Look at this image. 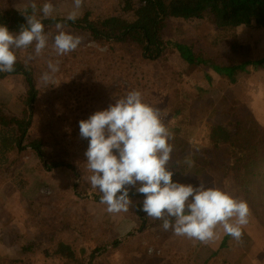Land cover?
<instances>
[{
  "label": "rangeland",
  "instance_id": "1",
  "mask_svg": "<svg viewBox=\"0 0 264 264\" xmlns=\"http://www.w3.org/2000/svg\"><path fill=\"white\" fill-rule=\"evenodd\" d=\"M33 1L38 7H42L49 0H0V11L9 8H24ZM121 0H84L83 7L76 22L79 24L85 19L94 17H109L117 9ZM55 6L53 16L67 17L72 10L73 0H51ZM167 28V29H166ZM165 40H173L179 43L189 44L194 53L206 60H212L220 66L239 65L246 61L258 60L264 57V29L254 28L251 32L245 29L227 33L231 35L230 41L237 43L235 49L229 48V41L219 38V30L215 27L213 16L209 15L200 19H170L166 23ZM75 36L82 38L81 45L73 52L57 56L54 50V37L58 34L57 28L45 30L48 34V46L40 56L35 52L29 53L25 49L17 50V53L25 57L32 54L34 62L30 64L35 88L40 92L36 109H40L46 102L56 101L57 98H50V89L58 85L69 86L65 89L69 93L68 111L71 112L77 124L88 119L101 107L95 103H88L84 94L79 92V87L84 88L83 81L98 75L102 66L106 63L120 61L123 63L140 65L142 62V51L138 45L133 44H112L99 37L92 36L89 32L80 29L66 27L61 29ZM31 47L35 48L33 44ZM112 50V51H110ZM169 59V55L167 56ZM47 59L60 61V71L56 74L54 85H41L39 80L43 72L48 71ZM27 57L25 58V61ZM167 63L165 61L162 62ZM169 66V64H168ZM163 69L167 71L169 67ZM121 67L116 71L109 70L108 82L110 83L109 99L103 102L107 105L116 103L119 98L129 91V83L125 80L127 76L121 72ZM250 69V67L248 68ZM7 79L5 82L3 81ZM0 79V102L7 107V115H22V95L27 90V84L23 76L9 75ZM5 83L4 85H2ZM76 87V91L73 88ZM211 101L206 103H195L187 99L188 110L179 119L178 124L182 128L176 133L170 143L174 147L171 162L177 164L176 168L168 166L174 172L173 181L184 185L191 184L199 187L218 186L233 196L244 199L251 209V216L248 225L243 229V236L240 242L223 233L218 228V238L205 243V251L197 255L192 261L193 252H197L196 245L184 247L186 244L183 236L175 235L171 230L165 231L162 228V221L147 217H141L147 225H141L140 216L137 215L138 204L143 202L145 197L131 198L133 203L128 212L109 213L107 206L92 200L84 201L81 189H75L74 185L79 184L78 179L71 175L64 178L62 175L65 167L49 168L45 171L52 176L64 189L68 185V199L65 195L61 198L52 194V187L49 184L37 183L38 190L35 200L40 198L45 205L53 209L52 205L66 203V208H60L62 220L65 226L64 231L56 234L58 239H64L71 244L76 255L81 260H88L93 252L99 255L93 259L94 264H199L206 258H210L207 264H264V160L259 161V168L256 175L248 177L244 168L233 163L231 156L237 154L231 148L230 142L238 139H250L262 135L264 127V71L248 70L247 73L238 74V81L234 85L221 86ZM178 93H183L177 90ZM78 98L76 100L75 98ZM89 95L87 99L89 100ZM181 97V96H180ZM46 101V102H45ZM154 107L155 104L146 102ZM163 122L169 119L165 111L161 112ZM38 118V117H37ZM170 121V120H169ZM228 131V132H227ZM39 128L37 133H41ZM80 133V132H79ZM233 137L230 141L229 138ZM69 149L86 139L80 136H66L64 138ZM264 140V139H263ZM54 158L61 156V147L47 145ZM77 149V148H76ZM262 149V148H261ZM264 152V150H263ZM186 158H191L194 164L190 167ZM26 160V159H24ZM19 170L17 168L14 173ZM44 170V169H43ZM55 172V174H54ZM65 173H68L66 170ZM71 173V172H70ZM11 178L0 177V264H48L45 258L34 259L24 257L19 249L21 243L41 235L40 231L32 227V216L26 206L25 200L9 181ZM52 184H55L52 182ZM77 186V185H75ZM139 183L137 184V187ZM59 190V189H58ZM78 191V192H77ZM77 210H76V209ZM38 223V220L36 221ZM54 233L59 226L52 224ZM47 230V229H45ZM228 238L225 247L220 249L221 240ZM120 245L112 247L114 242ZM166 243L170 246L165 248ZM47 246L49 244H46ZM160 246L164 249L166 260L160 258ZM151 249V254L149 253ZM219 250V251H218ZM218 251V252H217ZM22 258H18V255ZM163 256V255H161Z\"/></svg>",
  "mask_w": 264,
  "mask_h": 264
},
{
  "label": "trees",
  "instance_id": "2",
  "mask_svg": "<svg viewBox=\"0 0 264 264\" xmlns=\"http://www.w3.org/2000/svg\"><path fill=\"white\" fill-rule=\"evenodd\" d=\"M39 8L37 6L36 15L37 18H42ZM25 13L32 14L31 5H26L24 8H6L0 11V25H6L11 32L19 33L21 26H26L27 23ZM209 15L213 16L215 27L219 30L216 43L219 38H224L223 41H229V48L234 50L237 43L231 42L229 38L232 36L227 33H231L232 30L245 29L251 32L254 28L264 29V0H121L112 16L104 18L96 16L92 20L85 19L79 24L76 21L66 22L63 29L78 28L112 44L138 45L142 51L143 60L140 65L110 61L106 63L107 66L101 67L98 75L83 81L85 87H79V92L84 94L88 103L94 102L96 107L107 109L110 105L106 106L103 103L110 97L108 95L110 77L107 69L109 67V70L113 68V71H116L117 67L123 65L121 72L127 76L125 80L129 83L128 90L135 88L141 91L145 103H153L167 113L169 119L167 118L164 124L173 137L182 131L178 121L188 110L187 99L191 98L190 101L195 103H206L211 101V97L215 96L219 89H222V85L236 84L238 74L247 73L252 69L264 71V57L239 65L220 66L212 60L201 58L194 53L189 44L165 40L166 23L170 19H200ZM64 20L65 17L51 15L42 19V22L45 24V30H49L56 28V23ZM25 50L29 53L34 52L31 46ZM16 54L18 59L15 71L0 72V79L9 75L23 76L27 90L21 98L23 103L21 116L7 115L6 105L0 102V177L11 178L12 182L10 179L7 181L11 182L13 188L23 196L32 216V227L41 233L28 241L26 239V242L19 245V249L25 257H30L32 260L45 258L48 264H94L93 259L99 255L97 252H93L88 260H81L68 241L58 239L56 236L58 231L59 233L64 231L66 226L59 219L62 212L60 208H63V212L68 210L66 203L60 202L59 205L51 203L53 209H50L40 195L35 200L37 183L49 184L52 187V194L63 199L64 194L66 200L68 199L69 183H65V188L61 189L58 182L45 172L49 168L62 166L67 168L62 171L64 178L70 180L72 175L75 180L78 179L79 184H75L77 186L74 187L76 190L81 189L80 194L83 195L84 201L100 202L101 193L92 188L88 181L91 175L87 169L85 156L89 145L88 139L71 149L64 140L66 136H80L79 124L76 123L74 115L68 111L67 103L72 93L69 91L70 88L65 89L69 87L68 85L49 88L48 97L57 100L48 103L45 101L44 106L39 110L36 109L40 92L35 88L30 66L35 60L33 58L25 61V58L32 54L26 57L21 53ZM163 61L167 63L162 64ZM167 66L168 70L164 71ZM73 90L76 91V87ZM177 90L183 93H178ZM89 95L91 97L88 100ZM39 128L42 129L41 133H37ZM261 133L263 136L257 135L250 139L231 141L233 137L229 138L231 148L237 153L231 156L233 163L244 168L250 178L256 175L258 162L264 160V127ZM47 145L61 147V156L54 158L51 151H48ZM168 166L179 171L178 165L172 163L171 159ZM17 168L19 170L14 173ZM66 170L69 174L65 173ZM130 196L144 197L143 194L136 193L135 188L130 190ZM141 208L142 203H139L137 215L140 219L141 217L145 219L146 213L141 211ZM145 221H142L141 225L146 228ZM53 223L59 226L55 233ZM227 240V236L221 240L220 249L225 247ZM118 245L120 244L116 241L112 247Z\"/></svg>",
  "mask_w": 264,
  "mask_h": 264
},
{
  "label": "clouds",
  "instance_id": "3",
  "mask_svg": "<svg viewBox=\"0 0 264 264\" xmlns=\"http://www.w3.org/2000/svg\"><path fill=\"white\" fill-rule=\"evenodd\" d=\"M83 3L84 0H73L65 20L56 23L59 31L53 47L57 56L75 51L82 43L81 37L61 29L66 22L77 20ZM31 8L32 14L25 13L27 23L19 33L0 25V72L15 71L17 50L34 44L35 55L40 56L48 46L42 19L50 17L55 6L51 0L44 3L38 9L42 18H37L35 3ZM32 59L30 55L26 62ZM47 68L39 82L54 85L60 61L50 59ZM161 112L144 102L141 91L132 90L114 105L79 122L81 138L89 141L85 152L91 173L88 181L101 193L100 203L107 206L109 213L128 212L133 203L130 190L135 188L136 193L145 197L140 210L147 217L162 221L163 230L208 243L218 238L217 230L222 228L224 234L240 242L251 216L248 202L218 186L193 187L173 181L174 172L168 168L174 151L170 143L172 134ZM186 163L191 167L194 161L186 158Z\"/></svg>",
  "mask_w": 264,
  "mask_h": 264
},
{
  "label": "crops",
  "instance_id": "4",
  "mask_svg": "<svg viewBox=\"0 0 264 264\" xmlns=\"http://www.w3.org/2000/svg\"><path fill=\"white\" fill-rule=\"evenodd\" d=\"M37 1H33V3H36ZM32 3V4H33ZM32 4H30V5H32ZM7 79V81H8V79L9 78H5L3 81L5 82V80ZM5 83H3L2 85H4ZM184 238H185V242H186V244L184 245V247H190L191 248V246H192V244H194V245H196V248H197V252L195 253V252H193V256H192V261L193 262H195L196 263V261H194V258L197 256V255H202V252L203 251H205V248L203 247V246H205V243H202V242H200V241H198V240H194V239H189V238H187V237H185V236H183ZM2 242L3 241H1L0 240V243L2 244ZM163 246L165 247V248H168L169 250H171L170 249V246L166 243V245H164L163 244ZM171 251H173V250H171ZM22 253V252H21ZM159 253H160V258L162 259V260H166L167 259V256L165 255V251H164V249L160 246V250H159ZM23 254V253H22ZM16 255H18L17 253H16ZM161 255H163V256H161ZM214 255H216V253L214 254ZM213 254L211 255V257L212 256H214ZM24 256V255H23ZM25 257V256H24ZM211 257L210 258H206L203 262H201V263H199V264H207V263H209L208 261H209V259H211ZM18 258H22L20 255H18ZM198 264V263H197Z\"/></svg>",
  "mask_w": 264,
  "mask_h": 264
}]
</instances>
